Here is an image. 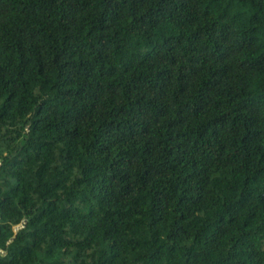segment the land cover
Masks as SVG:
<instances>
[{"label":"trees","instance_id":"obj_1","mask_svg":"<svg viewBox=\"0 0 264 264\" xmlns=\"http://www.w3.org/2000/svg\"><path fill=\"white\" fill-rule=\"evenodd\" d=\"M0 264H264V0H0Z\"/></svg>","mask_w":264,"mask_h":264}]
</instances>
